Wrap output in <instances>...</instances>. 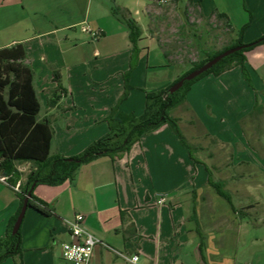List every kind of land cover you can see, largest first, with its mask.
Listing matches in <instances>:
<instances>
[{"label":"crops","instance_id":"0c3cea01","mask_svg":"<svg viewBox=\"0 0 264 264\" xmlns=\"http://www.w3.org/2000/svg\"><path fill=\"white\" fill-rule=\"evenodd\" d=\"M154 2L158 0H0V49L21 44L25 50L24 63L34 73L41 105L38 120L51 121V155L81 153L108 132L106 118L113 110L140 116L146 92L166 88L205 57L208 51L182 65L165 58L149 29ZM188 3L196 4L204 17L223 15L234 40L240 34L249 43L264 35V0ZM128 21L140 30V52L125 77L132 53ZM245 57L252 86L233 66L193 83L184 102L170 112L178 121L174 110L185 115L227 153L217 174L202 158L195 156V161L163 125L117 157L82 164L72 179L35 186L33 196L48 214L28 207L20 228L21 264H71L63 258L62 244L71 240L66 221L77 213L103 243L95 245L89 264H264V211L259 212L257 196L264 191V144L263 149L253 145L242 125L255 95L264 104V45ZM53 71L59 73L63 93L49 106L50 91L57 86ZM125 82L130 89L121 100ZM16 168L21 177L15 186L26 181L32 164ZM207 168L229 195L228 206L209 184ZM0 178L5 179H0L2 238L18 209L19 187L1 172ZM134 254L135 263L129 260ZM18 261L9 257L0 264Z\"/></svg>","mask_w":264,"mask_h":264},{"label":"trees","instance_id":"16d2710c","mask_svg":"<svg viewBox=\"0 0 264 264\" xmlns=\"http://www.w3.org/2000/svg\"><path fill=\"white\" fill-rule=\"evenodd\" d=\"M217 17L223 19V15L219 14ZM127 26L132 44V53L130 68L125 73V77L136 65L140 52L137 46L140 30L133 21H128ZM258 45H264V35L249 44H244L239 34L230 46L213 52L206 51L207 53L202 60L192 63V67L171 85L160 90L146 92L145 107L140 116L113 110L106 118L108 132L90 143L81 153L71 157L50 154V145L53 138L51 121L48 118L38 120L41 105L33 85L34 73L24 63L26 53L23 46L16 44L0 49V172L8 177L11 186H15L21 177L16 165L22 162L32 164V170L26 181L19 184V191L17 192L18 209L10 218L5 235L0 238V263L9 257H18L17 264H21V226L15 233H12V228L28 192H31L28 207H32L45 215L48 214L45 204L33 196L35 186L41 184L55 185L72 179L76 170L82 164L89 163L102 156L117 157L129 151L142 135L163 125H168L171 128L180 143L187 149L189 155L197 161L198 159L192 155L191 147L180 131L178 119L171 116V110L184 102L185 96L193 83L208 74L218 76L233 66H238L241 69L245 81L249 86H252L245 65V53ZM159 46L161 47L160 44ZM237 46H242V48L224 57L194 79L184 81L178 90L172 93L169 92V88L187 74L198 69L225 50ZM161 49L165 58L169 59V52L162 47ZM53 79L57 86L50 91V97L47 100L49 106L55 105L59 94L63 93L57 71H53ZM129 89L130 87L125 82V90L121 100L127 97ZM259 108L258 96L255 95L254 107L250 114L243 119V126L247 119L252 120ZM248 142L251 144L250 140ZM208 172L209 184L217 194L230 203L229 195L218 182L212 180L210 171L208 170Z\"/></svg>","mask_w":264,"mask_h":264},{"label":"rangeland","instance_id":"374dc122","mask_svg":"<svg viewBox=\"0 0 264 264\" xmlns=\"http://www.w3.org/2000/svg\"><path fill=\"white\" fill-rule=\"evenodd\" d=\"M149 13L150 33L156 37L161 47L169 52L170 60L177 65L196 61L204 56V52L221 50L234 42L222 19L217 16H202L200 8L196 4L188 3V0H170L165 4L154 2ZM146 23L147 18L141 24L144 26ZM174 113L181 117L178 121L179 128L191 147L192 155L205 160L212 166L213 173L217 174L220 160L224 161L227 153L218 150L215 143L203 137L196 126H191L185 115L177 110H174ZM243 127L252 144L263 149L261 145L264 144V104H260L257 114L252 120L247 119ZM179 144L187 151L180 141ZM260 152L264 153V150ZM257 196L259 212L264 211V191H258ZM221 200L228 206L227 200ZM235 200L233 198L234 202Z\"/></svg>","mask_w":264,"mask_h":264},{"label":"built area","instance_id":"2783aa9c","mask_svg":"<svg viewBox=\"0 0 264 264\" xmlns=\"http://www.w3.org/2000/svg\"><path fill=\"white\" fill-rule=\"evenodd\" d=\"M170 0H158V3L165 4ZM83 31H88L87 28H83ZM93 39L98 37V33L90 32ZM4 181V178H0ZM19 185L15 186L18 190ZM163 202V199L159 201ZM85 216L81 213H77L72 219L66 221L71 240L62 244L63 258L71 264H89L93 249L97 244H103L99 239L89 233L84 227ZM135 263L138 260V255L134 254L130 259Z\"/></svg>","mask_w":264,"mask_h":264},{"label":"water","instance_id":"95a60500","mask_svg":"<svg viewBox=\"0 0 264 264\" xmlns=\"http://www.w3.org/2000/svg\"><path fill=\"white\" fill-rule=\"evenodd\" d=\"M242 48V46H237L234 48H230L225 50L224 52L220 53L219 55L215 56L214 58L210 59L209 61H207L206 63H204L201 67H199L198 69L190 72L189 74H187L185 77H183L181 80H179L178 82H176L175 84H173L170 88H169V92L172 93L176 90H178L184 83V81H188V80H192L195 77H197L198 75L202 74L203 72H205L206 70H208L209 68H211L213 65H215L217 62H219L221 59H223L224 57L232 54L233 52L240 50ZM33 188V186H32ZM31 197V192H28L26 197L23 200V204L22 207L20 209V212L14 222L13 228H12V233H15L18 231L19 227L21 226L22 220L24 218V215L28 209V199Z\"/></svg>","mask_w":264,"mask_h":264}]
</instances>
